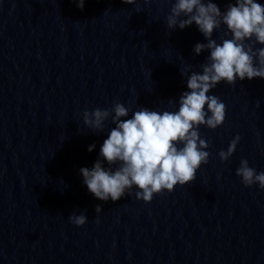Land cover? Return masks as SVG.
Here are the masks:
<instances>
[{
    "label": "clouds",
    "instance_id": "obj_1",
    "mask_svg": "<svg viewBox=\"0 0 264 264\" xmlns=\"http://www.w3.org/2000/svg\"><path fill=\"white\" fill-rule=\"evenodd\" d=\"M73 2L83 10L86 0ZM122 2L132 5L136 0ZM150 2L144 0L146 4ZM166 22L170 30L177 27L183 30L195 23L207 43H197L194 53L199 55L208 50L209 55L200 65L201 72L191 71L190 64L181 72L187 77L188 91L179 97L177 111L140 107L132 112L131 118L121 119L129 116V108L119 102L111 109L84 111V125L95 133L105 130V121L110 117L115 125L100 148L102 160L98 159L91 169H80L83 183L101 201L115 202L126 193L132 195L135 186L136 199L147 203L154 194L171 192L178 184L194 181L197 170L209 158V152L204 150L209 142L201 138L198 129L203 125L215 130L223 124L226 115L224 103L219 97L209 95L210 91L222 81L234 85L237 79L264 78V47H256L264 46V5L256 0L229 2L223 12L212 0H175ZM222 25L226 31L218 43L213 34ZM169 104L175 107L176 101L170 100ZM239 141L237 135L226 151L218 153L221 161L233 155ZM94 149L95 144L89 145V152ZM236 175L245 187L258 184L264 190V172L250 167L247 159L241 160ZM100 212L97 205L96 213ZM69 219L76 226L87 222L85 214L71 215Z\"/></svg>",
    "mask_w": 264,
    "mask_h": 264
}]
</instances>
